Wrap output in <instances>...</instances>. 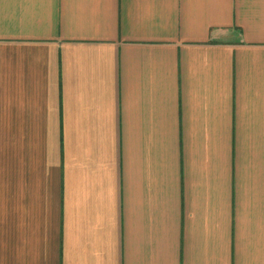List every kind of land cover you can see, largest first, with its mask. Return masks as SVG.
Segmentation results:
<instances>
[{
	"label": "crops",
	"instance_id": "crops-1",
	"mask_svg": "<svg viewBox=\"0 0 264 264\" xmlns=\"http://www.w3.org/2000/svg\"><path fill=\"white\" fill-rule=\"evenodd\" d=\"M0 264H264V0H0Z\"/></svg>",
	"mask_w": 264,
	"mask_h": 264
}]
</instances>
